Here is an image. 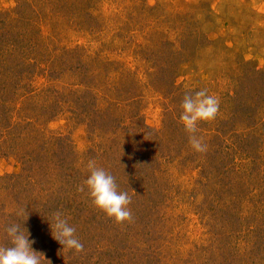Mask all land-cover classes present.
Segmentation results:
<instances>
[{"label":"rangeland","instance_id":"1","mask_svg":"<svg viewBox=\"0 0 264 264\" xmlns=\"http://www.w3.org/2000/svg\"><path fill=\"white\" fill-rule=\"evenodd\" d=\"M37 1L23 5L42 10L37 30L14 24L0 44L16 46L4 75L32 86L0 111V243L5 214L48 203L31 231L51 264H264V0ZM18 4L0 0V24ZM201 89L220 100L198 123L205 153L179 120ZM89 160L129 194L132 222L78 190ZM57 211L82 253L53 239Z\"/></svg>","mask_w":264,"mask_h":264},{"label":"clouds","instance_id":"2","mask_svg":"<svg viewBox=\"0 0 264 264\" xmlns=\"http://www.w3.org/2000/svg\"><path fill=\"white\" fill-rule=\"evenodd\" d=\"M180 107L182 112L179 120L189 135L190 146L195 152H207V144L202 137L196 135L198 123L216 119L220 109L219 98L208 94L207 89H201L193 94H186ZM87 169L89 175L78 190L84 191L86 187L93 204L109 218H113L115 223L132 222L133 213L129 207L131 197L127 192L118 190L115 177L104 168L98 167L95 160L88 161ZM17 215L26 216V220L28 218L26 208L20 209ZM50 228L53 239L62 245V249L77 254L84 251V244L77 237L76 228L68 223L61 212L53 214ZM4 233L8 243L0 244V264H43L45 260L51 264L50 260L45 259L43 252L33 249L35 240L29 239L30 233L24 223L8 224Z\"/></svg>","mask_w":264,"mask_h":264},{"label":"trees","instance_id":"3","mask_svg":"<svg viewBox=\"0 0 264 264\" xmlns=\"http://www.w3.org/2000/svg\"><path fill=\"white\" fill-rule=\"evenodd\" d=\"M29 1H31V0H19V4L17 5V7L13 11H11L10 15H7V17H6L7 19L6 20L4 19L5 23L3 25L0 24V44L4 41L3 37H6V32H10L11 33V31L14 30V28H13L14 24H17L18 28H20V26L21 27L27 26V27H30L33 30H34V28H35V30H37L38 21L41 20L40 18L39 19H37V18L40 15H42V12H41L42 10H40V9L36 10L35 8H33V5H30L29 6L30 7V11L28 12L27 15H24L23 14V11H24L23 10L24 9L23 5L25 4V2H29ZM62 1L63 0H38L37 2H62ZM64 1L68 2L69 0H64ZM39 13H40V15H39ZM35 19H37V20H35ZM8 21H10L9 27H7ZM21 38H23V36ZM5 44H6V46H1L0 47V79L3 78L1 80L2 82L0 84V95L2 96V97H0V111H2L4 108H7V106H9V104L11 103L13 95L18 97L20 94L23 93V90H25L24 94H26L27 97L29 95H32V94H29V93H32V89H31L32 86H30L31 84H28V83L24 84L23 80H22V78L20 76H18L15 79V82L11 81L12 78L10 77V74L13 73V70H14L15 66L12 68L13 70L8 74V76L4 75V73L7 72V70H6V65H8L7 62L10 61V58H8V60H6L4 57L7 56L12 51L16 50V46L13 43H11V42L7 43L6 42ZM17 49H20V48H17ZM3 51H6L7 53L3 54ZM16 66L18 67V66H21V65L19 64V65H16ZM20 72H22L21 69H20ZM262 76L264 77V75H262ZM5 77H7V78L5 79ZM19 98L23 99V98H25V95L24 96L20 95L18 97V99ZM5 115L6 114H3L4 117H5ZM6 116L8 117V114ZM1 125L2 124H1V118H0V126ZM6 126H9V125H6ZM24 127H27V126L25 125ZM7 177H8L9 181H15L16 178L18 179V177H16V176H13V177L12 176H7ZM135 178H136V174H133V175H131V180H128L130 185L133 184L130 188L126 184V187H128L130 192H135L136 189H137V186H135V183L137 182ZM22 190H23L22 188L19 189V191H22ZM16 199L19 202H21V200H20L21 198L19 196H17ZM63 207L65 208V204H63ZM56 208H58V206ZM61 209L62 208H60L59 211ZM33 212L36 213L35 217L37 215L39 217V216H42L43 214H47V213L49 214L51 212V204L50 205L48 203L47 204H42L39 209H36V207H35ZM33 212L31 213L32 217L29 216V218H27V220H26V217L17 216V214L14 213V212H10V213H7V214L4 213L6 216H4L5 224L3 226L6 227L8 224H11L13 222L20 223L21 225L24 223V227L28 230V232H29V229H30L29 239L30 240H35V237H34L35 232H32L31 229L33 230L32 227H34V228L36 227V229H37L38 228L37 226L40 225V224L35 225V222H33V220H37L38 221V217H37V219H32L34 217L33 216ZM39 220L41 221V219H39ZM115 224L117 225V223H115ZM142 228H144V227H142ZM37 231H38V229H37ZM41 236H42V234H41ZM7 243H8V241H7L6 237H5V241H2L0 244L7 245ZM37 243L40 244L38 241H35L34 244H37ZM114 251H115V248H113V252Z\"/></svg>","mask_w":264,"mask_h":264}]
</instances>
